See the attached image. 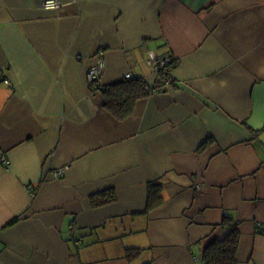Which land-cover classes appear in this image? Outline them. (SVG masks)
Instances as JSON below:
<instances>
[{"label":"crops","instance_id":"crops-1","mask_svg":"<svg viewBox=\"0 0 264 264\" xmlns=\"http://www.w3.org/2000/svg\"><path fill=\"white\" fill-rule=\"evenodd\" d=\"M42 1L0 0V264H201L225 217L264 264V0Z\"/></svg>","mask_w":264,"mask_h":264},{"label":"trees","instance_id":"trees-1","mask_svg":"<svg viewBox=\"0 0 264 264\" xmlns=\"http://www.w3.org/2000/svg\"><path fill=\"white\" fill-rule=\"evenodd\" d=\"M170 59L165 66L159 67L156 72L157 78L159 79L155 84V90L161 91L165 85V80L170 77L171 70L174 66V60L170 56H166ZM165 58V57H163ZM171 78V77H170ZM93 88L98 89L104 97V105L109 112L117 119L126 118L133 108L134 102L137 99L146 96L147 94L154 92L153 89L148 90L146 80L144 78L133 76L124 78L117 84L101 86L95 82H91ZM158 188H151L150 194L158 192ZM106 192V191H105ZM107 193V192H106ZM107 197L108 199L111 198ZM104 198L102 200H106ZM227 226V234L221 241H214L209 248H206L203 252V262L201 264H236L237 257L235 256L237 247L239 232L236 222H232L229 218L223 220ZM139 253V249L127 248L125 256H132Z\"/></svg>","mask_w":264,"mask_h":264},{"label":"built area","instance_id":"built-area-1","mask_svg":"<svg viewBox=\"0 0 264 264\" xmlns=\"http://www.w3.org/2000/svg\"><path fill=\"white\" fill-rule=\"evenodd\" d=\"M61 6H62L61 0H43L41 4V7L46 9H55V8H60ZM150 54L151 55H150L149 64L154 67L155 72L158 71L159 67L165 66L166 63L170 61L168 57L165 58L156 57L152 53ZM103 73H104V59L102 57H98L97 62L94 64V66L89 68V70L87 71V79L89 82H95L96 84H99L100 82L99 79ZM125 77L128 78L129 76L126 75ZM171 81H172L171 78L167 77V79L165 80V85L166 86L169 85ZM4 82L7 83V81ZM0 161L8 163L6 157H4L3 154L0 156ZM60 173H62V169L57 170L54 173V175L59 176Z\"/></svg>","mask_w":264,"mask_h":264}]
</instances>
